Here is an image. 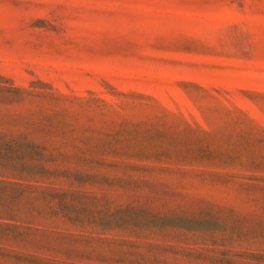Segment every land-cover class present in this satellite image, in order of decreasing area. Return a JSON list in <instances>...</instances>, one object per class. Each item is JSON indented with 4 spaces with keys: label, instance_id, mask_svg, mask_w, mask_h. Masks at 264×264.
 <instances>
[{
    "label": "rangeland",
    "instance_id": "obj_1",
    "mask_svg": "<svg viewBox=\"0 0 264 264\" xmlns=\"http://www.w3.org/2000/svg\"><path fill=\"white\" fill-rule=\"evenodd\" d=\"M0 264H264V0H0Z\"/></svg>",
    "mask_w": 264,
    "mask_h": 264
}]
</instances>
